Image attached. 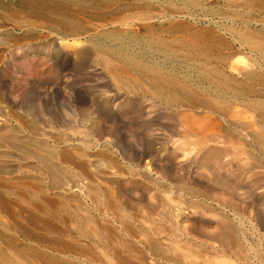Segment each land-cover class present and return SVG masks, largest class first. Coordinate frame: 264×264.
<instances>
[{"label":"rangeland","instance_id":"rangeland-1","mask_svg":"<svg viewBox=\"0 0 264 264\" xmlns=\"http://www.w3.org/2000/svg\"><path fill=\"white\" fill-rule=\"evenodd\" d=\"M0 264H264V0H0Z\"/></svg>","mask_w":264,"mask_h":264},{"label":"bare ground","instance_id":"bare-ground-1","mask_svg":"<svg viewBox=\"0 0 264 264\" xmlns=\"http://www.w3.org/2000/svg\"><path fill=\"white\" fill-rule=\"evenodd\" d=\"M157 43H159L160 44V42H157ZM162 44V43H161ZM152 46V45H151ZM162 46V45H161ZM161 46H158V48H157V51H160L162 54H163V47H161ZM153 47V46H152ZM166 50V49H165ZM154 53V52H153ZM167 53H165V55H166ZM161 56V55H160ZM165 57H167V55L165 56ZM152 71V70H151ZM164 77V76H163ZM162 77V78H163ZM161 78V77H160ZM165 78V77H164ZM163 78V80H165ZM207 78V77H206ZM211 80V79H210ZM167 84V83H166ZM169 84H170V81H169ZM233 228L231 227V226H229V225H221V226H219V230L217 231V236H224V235H227L229 232H231V230H232Z\"/></svg>","mask_w":264,"mask_h":264}]
</instances>
